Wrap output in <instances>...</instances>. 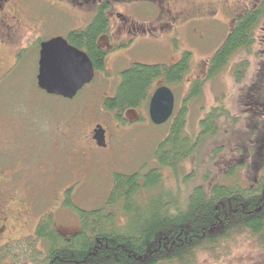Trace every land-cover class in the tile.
<instances>
[{"label": "rangeland", "instance_id": "rangeland-1", "mask_svg": "<svg viewBox=\"0 0 264 264\" xmlns=\"http://www.w3.org/2000/svg\"><path fill=\"white\" fill-rule=\"evenodd\" d=\"M263 1L171 0L170 14L145 0L127 8L116 4L115 13L123 14L127 24L112 21L110 36L122 47L107 55L103 71L73 100L38 90L33 41L64 35L79 26L77 19L61 17L58 26L47 22L34 28L30 21L15 26L6 18L10 28L0 29V216L7 228L0 233V247L33 236L40 219L48 215L55 230L69 237L79 231L77 212L108 211L105 203L116 174L139 172L144 177L148 170L159 168L153 153L166 138L172 118L153 125L147 104L124 112L120 122L116 113H108L103 103L113 96L119 72L132 64L172 66L189 53V73L170 89L175 117L191 84L206 77L212 57L237 19ZM189 20L198 24H185ZM254 34L250 54L235 56L225 71L205 83L196 104L188 105L187 132L197 135L199 121L212 107L222 105L231 119H222L219 136L202 142L177 173L161 169L158 190L179 191L185 198L197 186L257 185L264 173V19ZM22 48L27 49L14 62V53ZM241 60L248 61L249 70L238 84L233 66ZM162 85L156 81L152 92ZM96 125L106 131V147L98 148L91 140ZM153 198L142 196L141 204L148 205ZM237 253L245 261L234 264H259L254 248L240 246Z\"/></svg>", "mask_w": 264, "mask_h": 264}, {"label": "trees", "instance_id": "trees-1", "mask_svg": "<svg viewBox=\"0 0 264 264\" xmlns=\"http://www.w3.org/2000/svg\"><path fill=\"white\" fill-rule=\"evenodd\" d=\"M263 19L264 1L237 19L228 38L212 57L206 77L191 84L182 107L172 117L166 138L157 144L153 153L159 168L148 170L144 177L139 172L116 174L105 203L108 211L103 208L77 212L79 231L69 237L55 230L51 216L43 217L33 236L7 242L0 248V261L8 260V264H234L245 261V256H237V252L240 246L246 245L257 250L262 264L264 173L256 186L246 189L225 184L208 189L197 186L185 198L179 191L158 189L162 185L161 169L177 173L180 165L200 150L202 142L219 136L222 119H231L222 105L212 107L199 121L198 134L191 136L187 132L188 105L201 98L205 83L225 71L235 56L250 54L254 32ZM105 28L100 16L84 31L69 36L78 41L76 46L86 48L98 70L103 62L95 50V39L105 33ZM189 57L186 52L172 66L132 64L119 72L118 86L103 107L108 113H116L120 122L124 112L148 104L156 81L170 89L181 84L190 71ZM248 64L245 60L234 64L236 83H241L246 76ZM158 191H162L163 197ZM142 196L157 197L144 206ZM128 217L132 223L127 222Z\"/></svg>", "mask_w": 264, "mask_h": 264}, {"label": "flooded vegetation", "instance_id": "flooded-vegetation-1", "mask_svg": "<svg viewBox=\"0 0 264 264\" xmlns=\"http://www.w3.org/2000/svg\"><path fill=\"white\" fill-rule=\"evenodd\" d=\"M142 1L143 0H0V29L6 30L10 28L7 21L5 22L6 18L10 22L15 24V26L17 22L21 23V21L22 22L30 21V23L33 24L32 27L34 28H38L42 24L46 25L47 22L49 25L53 24L55 26H58L60 24L58 19L61 17L63 18L65 17L66 19L69 20L75 18L78 21V22L76 21L75 24L79 23V26L77 28H73V29L69 28V30H67V32L64 33V35H56L51 39L61 38L65 40V42H67V44L70 47H72L73 49L75 48L76 50L86 54L90 59V56L86 51V48L76 46L75 42L77 43L78 41H76V39L74 38L71 39L69 36L73 32L84 31L86 27H88L92 22L95 21L96 17L101 16V18H103L105 21L106 31L105 33L100 34L99 36L96 37L95 50L98 51L102 56V62H103L102 67L99 70L96 69L94 63H92L90 59L91 63L93 64L94 74L96 75L97 73L103 71L105 65V58H107V55H109V53L112 52L115 53L116 50H118V48L122 47V45L120 46L119 43H116L114 40H112V37L110 36V30H111L110 25L112 21H115L116 23L120 21L123 22V24H127L126 17H124L123 14L119 12L115 13L116 12L115 5L119 4L127 8L129 6H135L136 4ZM145 1L147 2L150 1L151 3H153V5L154 3L158 4L159 10H165L166 11L165 13L167 14L171 13V10L169 8L172 6V4H170L169 2L171 0H145ZM192 22L198 24V22H196L195 20L194 21L189 20L185 24H189ZM132 29H134V26L132 27ZM39 30L40 29H37V31ZM51 39H47V40L40 39L33 41L35 43L34 46L37 49V54H38L37 62H36L37 65V70H36L37 72L35 75L36 80L40 68L39 60L41 55L40 54L41 44L44 42H48ZM26 49L27 48H22L21 50L18 49V51L14 53V59H13L14 62L18 60L19 54H21ZM0 62H2L1 58H0ZM1 76L4 77V73ZM38 90L41 91L39 88ZM97 126L98 125L94 127L90 136L93 143L96 144V147H98L97 142L93 138L95 135L94 133L95 128ZM105 137H106V131L104 133V140ZM6 228H7V222H5L4 216L3 217L0 216V233H2ZM3 246H5V244Z\"/></svg>", "mask_w": 264, "mask_h": 264}, {"label": "water", "instance_id": "water-1", "mask_svg": "<svg viewBox=\"0 0 264 264\" xmlns=\"http://www.w3.org/2000/svg\"><path fill=\"white\" fill-rule=\"evenodd\" d=\"M40 54L36 87L49 96L73 100L94 78L93 64L88 56L61 38L42 43ZM174 103V93L169 87L162 85L156 88L147 104L151 123L166 124L173 116ZM94 133L97 146L105 147L104 129L99 125Z\"/></svg>", "mask_w": 264, "mask_h": 264}]
</instances>
